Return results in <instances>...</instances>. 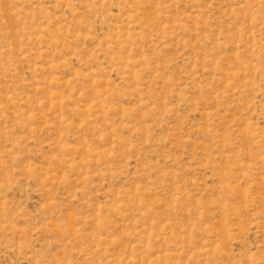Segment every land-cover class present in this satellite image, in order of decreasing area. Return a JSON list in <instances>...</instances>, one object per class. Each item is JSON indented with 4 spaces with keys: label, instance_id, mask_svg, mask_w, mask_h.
<instances>
[{
    "label": "rangeland",
    "instance_id": "1",
    "mask_svg": "<svg viewBox=\"0 0 264 264\" xmlns=\"http://www.w3.org/2000/svg\"><path fill=\"white\" fill-rule=\"evenodd\" d=\"M0 264H264V0H0Z\"/></svg>",
    "mask_w": 264,
    "mask_h": 264
}]
</instances>
